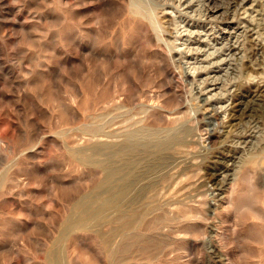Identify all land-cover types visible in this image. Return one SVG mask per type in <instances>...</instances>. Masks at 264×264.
Masks as SVG:
<instances>
[{
    "label": "bare ground",
    "instance_id": "obj_1",
    "mask_svg": "<svg viewBox=\"0 0 264 264\" xmlns=\"http://www.w3.org/2000/svg\"><path fill=\"white\" fill-rule=\"evenodd\" d=\"M232 1L234 3L241 2V0ZM181 3L183 4L182 0H166V3L162 4L157 3L156 0H122V2L120 3L121 9L123 11L122 13H124V16L126 18V22L128 21L127 23H130L129 25H132L138 33L137 36H139L138 38L140 40L139 42L137 41L138 44L136 43V48L144 51L143 55L134 56L126 52H123L116 56H113V54L110 53V55L108 54L109 56L107 57L109 63H111L113 59L114 61L122 60L121 62H124L125 64L127 63L125 68H122V71L120 70L121 75L116 73L117 76L119 75L120 82L117 84V82L115 81H107L108 72L105 73V82L103 81L102 83H99L101 85L105 83V94L101 92L103 93L101 95L103 96L102 100H96L98 102L93 103V105L91 103L90 107L88 105L89 110L86 108V102L84 103V105L86 106L84 108L88 111H102L100 113H94L91 120H87L89 124L86 125L85 128H83L80 134L76 133L75 135L73 133L74 135L70 138H68L70 135H68V137L66 135L68 139L66 140L65 147L69 150L73 149L70 150L69 154L67 153L68 157L66 156V159L69 160V162L68 160H66L67 163H69L67 164V166L70 165L72 170L74 169L81 172L85 176V179H81V181L80 179H78L79 176L77 178L74 177L79 181L75 183L74 180H72L75 184L72 183V185H74L72 187L69 186L70 188L68 187V192H66L70 193V195L71 193H73L70 198L68 197L69 194H66V192H64V188L67 187H59L57 190V194H55L57 199L53 204L59 203V205L63 206L62 208L68 210L70 209L69 214L66 213L67 215H63L64 217L61 216L60 220L58 219L59 222L61 221L60 223L54 224L55 226L52 224L54 228L57 231L60 230L61 233L58 239V248L56 246L57 250L55 249V251L53 248L54 252L53 250L51 252H47L46 247H48L49 244H47L46 246L39 240H35L33 237L34 235H31L35 232H32L30 234L29 231H27L29 234L25 233L24 228H27L29 224V214H26L24 216L25 219L15 217L14 215V217H11L9 219L6 218L7 220L4 219L6 221L2 226H5L4 228L8 227L10 229H8V231H10L8 235H13L12 230L14 228L18 229L19 227H22L24 229V234L20 230L18 232L22 233L19 234L21 235V239L23 240V242L28 244L36 254L35 255L32 252V255L39 257V255L46 253V257H44L43 259L39 257L40 260L37 261L35 259V256L33 258L26 257L24 261L19 264H233V259L231 258L232 256L230 257L228 251H225V253H223L220 249L222 246L224 248V241L226 240V238H229V235L227 237L226 235H223V232L224 234L226 233L224 230H222L223 232H221L220 234L216 232L215 236L209 239L210 241L206 240L210 228H217L221 230V225L223 223H227L220 217V208L222 209V211H234L238 222L246 226L247 235L251 233L253 229L260 228V232L257 235L258 237L253 238L252 240H256L258 242V245L262 246L261 251H263V254H260V252H258L260 254V257L258 255L256 256L259 257V264H264V193L262 192L264 190L263 157L255 156L249 158L247 162H243L238 167V169H236L234 178L232 179V183L227 187L225 191H223V197L217 200L218 205H214L213 207L211 205V202L215 201V199L206 191L207 184L203 182V179H201L202 177L200 178L199 174L201 170L199 169L200 172L196 170V162L199 158L197 159V155L192 152V145L193 143L197 142V140H200L201 143L205 145L206 142L210 144L211 133L207 131L205 117L203 115L201 117H199L200 115H193L191 107L188 106V94H190L189 85L191 84H189L188 82L189 79L188 81L187 79H185L186 69L184 64L181 61H175L170 52L175 49L182 50L183 48H185L184 52L182 53V59H190L188 57L189 53H202V57L199 61H194L193 63V58H191V61L189 60L191 63L189 67L194 70V74L196 71H198V73L196 72V76H199V84L200 86L205 88H207V79L206 77L202 76V72L208 74L214 67H219L222 64L223 59H221L222 57H219V49H217V47H215L214 44L211 43V40L208 39L207 36H205L204 39L206 40V42L204 41L205 44L204 42L201 43L199 42L200 40L198 41V39H195V41H198L197 46L195 48L189 46L190 40H192L195 35H197V32H201L195 31L193 28L186 27L185 24L182 23L184 21L186 22V18H193L197 20L202 15V0H186L187 5L193 4V14L180 13L179 15H173L176 11L179 10V6ZM75 5H77L78 7V4ZM163 6H169L172 9V14H165L166 11L164 10L165 8ZM102 10H104V8H102ZM98 12L99 11H97L96 14H98ZM105 12L104 14H106ZM73 13L72 15H74ZM96 14H94V16ZM77 15L74 16V18H76ZM67 17L69 18L68 15ZM72 18L73 17H70L69 19L72 20ZM74 18L73 20H76ZM93 20H90L89 22L94 23L95 20ZM79 21L82 22L81 19ZM77 26L75 27L78 28ZM162 27L170 32L173 31V29L179 30V28H183L179 31L184 33L185 37L176 39L173 38L174 40H168L167 38L166 40H164V37L162 38V34H160ZM62 30L63 34L64 29ZM80 30L83 31H81V33L85 32L84 29L80 28ZM65 32H67V30ZM94 33L96 32H93L92 34ZM76 35L77 34L74 33V36ZM90 41L92 40L90 39ZM30 45L31 44L27 46L30 47ZM248 45H250L248 47L249 59L246 63L243 64L242 68L244 70H253L256 73L258 69H256V67L253 65L252 61L255 60L257 62L259 55L264 52V45H262L260 41L258 42L254 39H250ZM133 47H135V44ZM123 48L121 47V49ZM137 50L135 51V53L137 52ZM141 53L142 52H140L139 54ZM135 62L141 63L144 67H141L140 65V68H134L132 64H134ZM148 64V68L151 66L150 69L152 70V73L147 72L146 66ZM130 66H132L134 69H137V73L136 70L134 72H127L128 69L131 70ZM79 67L80 66L78 65V69ZM88 67L91 69L90 66H87V69ZM105 67L103 69H106ZM96 68L97 67H95V70ZM83 69L84 66L82 67V71ZM93 70L92 72H94L93 74H95L96 71ZM104 71L106 72V70ZM88 75L89 77L92 76L90 74ZM95 76L97 75L95 74ZM98 76H100L99 79L104 80V77L101 78L102 74H99ZM221 76L222 79L220 78V76H218L219 78L217 80L220 79L224 85L230 81L228 73H225ZM110 77H113V75ZM95 78L96 80L98 79L97 77ZM88 79L86 81H88ZM90 79L91 83L93 78L90 77ZM84 84L85 83L81 84V86ZM95 84L93 83V85ZM245 84L244 81L237 84V93L235 94V97L239 98L237 101H235L231 108L228 126H232L231 123H234V121L237 119L241 121L243 120V118H248L257 120L256 123L258 122L264 128V84L258 85L253 91H248L250 94H253L254 99H250L246 102L244 101V95H241ZM88 87L91 88L90 85ZM91 92L93 93V90H91ZM52 94L56 95V93ZM48 95H51V93ZM80 95L81 94H79V96ZM84 95H86V93H84ZM87 95L84 96L82 100H86L85 97H88ZM73 96H78V94L75 95L74 93ZM49 100L53 102L54 98L53 101L52 99ZM57 100L62 101V99L60 98H58ZM57 100H55L56 103ZM89 100L90 99H88L87 101ZM55 104H53V106H55ZM58 104L60 103L58 102ZM65 104L66 103H64V106ZM73 104L75 103L73 102ZM88 104L90 103L88 102ZM81 105L82 104H80V106ZM58 107H60V105H58ZM64 108L66 109V107ZM64 108L63 110L65 111ZM84 108H82L81 110L83 111ZM61 110L62 109H60L59 111ZM69 114L67 113V115ZM60 115H62V118L63 116H66V114ZM74 115L71 114L70 116ZM78 115L82 116L83 118V115H80V113ZM67 117L64 118L66 119ZM72 118L66 119L67 122H72L77 117L75 115V118ZM79 119H81V117ZM58 120L60 121L62 119ZM63 124H65L64 126L69 125L66 124V122H62V125ZM71 125L72 124L70 123V126ZM7 126L8 124L6 125V127ZM68 132L69 131H67V133ZM8 134H10V132H8ZM20 136L21 135H19V137ZM3 137H5V135L0 136V146L1 144L3 145V143H5L6 141V139H4ZM34 137L36 136L32 137L33 140ZM104 138L108 140L110 139L109 142L92 143L94 140L104 141ZM33 140H30V142ZM52 140L54 147L51 146V148H55L53 150L61 151L63 146L61 140H54L53 138L51 139V141ZM224 140L220 141L222 142ZM6 144L8 143L6 142ZM41 144L43 145V143ZM50 145L52 144L50 143ZM223 146H226V144L224 143ZM29 147L27 148L28 152L24 151V153L22 154V159L27 162L33 161L35 158L37 159L36 163L33 162V164H29L32 163L29 162L26 163V165H32V167H30V173L27 172V176L29 173V176L31 175L32 182H39V177H41L43 173L41 174L37 163H40L38 159L41 158L42 154L44 156V153L43 150L37 146V148H33L34 146H31L33 148L31 150H29ZM194 147H196V145H194ZM213 164V170L215 172L211 171L209 173V177H211L210 181H214L216 183L219 169L221 168L218 167L217 162H213ZM71 168H68V170H70ZM13 172L15 173L14 169ZM12 174L13 173H11V175ZM77 174L79 175V173ZM25 176L26 173L24 174V177ZM27 179L28 178H23V176L17 174L13 175L11 179L9 177L7 178L6 176L5 179L4 177L3 179H0V201L7 203L9 197L10 200H14L15 196H18L20 198L25 196L24 193L27 184L32 186V184L26 182ZM83 181L91 183L94 189L104 187V191L102 189L100 190V192L103 191L102 193L105 194V197H101L100 194L91 195L90 193V196L81 198L82 196L80 186H82L81 182L84 185ZM55 183L58 184V182ZM84 191L85 188L83 192ZM27 193L29 192L27 191ZM26 196L30 195L26 194ZM31 199V201L26 199L24 200V202H20L21 204L26 205L29 209H31L34 208V206H37V204L33 206L32 202H34V198L32 197ZM49 202L52 204L51 200ZM44 203L46 204V202ZM51 204L47 206L50 207ZM24 210H26V207ZM28 211L26 210V212ZM18 214L21 215L22 213ZM56 219V216H54L55 222ZM194 227L196 230L193 232L191 228ZM238 227L239 226H236V228ZM49 228L47 230H49ZM29 229L30 231L34 230L30 227ZM232 230H234V228ZM53 231L49 230V232ZM49 232L47 234H50ZM234 232L232 233L233 235H235ZM53 235L55 234L53 233ZM53 235L52 237L54 238L55 236ZM233 235L231 236L233 237ZM256 241L254 242L256 243ZM17 255L19 257L20 254L18 253ZM4 256L5 255L0 251V260H3ZM4 261L5 259L3 260V262ZM3 264L16 263L8 259Z\"/></svg>",
    "mask_w": 264,
    "mask_h": 264
},
{
    "label": "rangeland",
    "instance_id": "obj_2",
    "mask_svg": "<svg viewBox=\"0 0 264 264\" xmlns=\"http://www.w3.org/2000/svg\"><path fill=\"white\" fill-rule=\"evenodd\" d=\"M121 2L122 0H0V136L5 135V137H7H3L4 139H6V141L4 140L5 143H3V145L1 144L2 147L0 146V179H3V177L5 179V176L11 179L13 175L17 174L23 176V178H28L26 182L32 184V186L27 184V186L25 187V196H23L22 198L15 196L14 200H10L9 197L7 203L0 201V251L5 255V261L10 259V261L19 264L22 263L26 257L33 258L36 255L33 249H31L28 244L23 242V240L21 239V235H19L23 233L24 229L25 233H28L27 231H29L30 234L32 232H35L31 234L32 236L34 235L33 237L35 240H39L46 246L47 244H49L48 247H46L47 252H51L53 248L55 250L56 246L58 248V239L61 233L60 230L57 231L54 228V224L60 223L61 221L59 222V220L61 219V216L64 217L63 215L69 214L70 209L68 210L62 208L63 206L59 205V203L53 204L57 199L55 194H57V190L61 186L67 187L64 188V192H68V187H72L76 182L79 181L76 179L78 176V179L80 180L85 179V176L81 172L73 169L75 171L74 172L70 165L67 166V164L69 163H67L66 161L68 160L66 159V156L68 157L70 150L73 149L69 150L65 147L66 140L74 134L76 135V133L80 134L83 128H85V126L89 124L88 121L91 120L94 113L96 114L102 111H88V105L90 107L91 103L93 105V103L98 102L96 100H102L103 96L101 95L105 92V83H103L102 85L99 83H102L103 81L105 82V73L108 72L107 81H115L117 82V84L120 82L119 75H121L122 68H125L127 63L125 64L124 62H121L122 60L114 61V59L111 63H109L107 56H109L110 54L116 56L123 52L130 53L134 56H140L143 55L144 52L141 49L136 48L140 39L138 38L139 36H137L138 33L136 29H134L132 25H129L130 23L128 24V21L126 22L124 13H122L123 11L121 9ZM156 2L162 4L166 3V0H156ZM182 2L183 4H180L179 10L176 11L173 15H179L180 13L193 14V4L187 5L186 0H182ZM75 4H78V7ZM202 6L203 13L197 20L193 18H186V22L184 21L182 24H185L186 27L193 28L195 31H200L202 33L201 34L197 32V35H195V37L190 40L189 46L195 48L199 40V42L201 43H203L204 41L206 42V40L204 39L205 36H207V38L211 40V43H213L214 46L219 49V57H222L221 59H223L222 64L219 67H214L208 74L202 72V76L206 77L207 79V88L200 86L198 81L199 76H196L198 71H196L197 73L195 72L194 74V70L189 67L191 65V58H193V63L194 61H199L202 57V53H189L188 57L190 59H182V53L184 52L185 48H183L182 50H172L170 54L175 61H181L185 66V79H187V81L189 79L188 82L189 84H191L189 85L190 94H188V106L191 107L193 115H200L199 117L203 115L205 117L207 131L211 133V143L208 144V142H206V146L205 144H202L200 140H197V142L193 143L192 145V152L197 155V159L199 158L196 162V170H198L199 172L201 170L199 174L200 178L202 177L201 179H203V182L207 184L206 191L215 199V201H212L213 203L211 202V205L213 207L214 205H218L217 200L223 197V191H225L227 187L232 183V179L234 178L236 169H238V167L243 162H247L249 158L258 156L263 157L264 165L263 126H261L258 122L256 123L257 120L248 118H243V120L241 121L237 119L234 121V123H231L233 127L228 126L231 108L235 101H237L239 98L235 97V94L237 93V84L243 81L244 84L247 82L241 93V95H244L245 102L250 99H254L253 94H250L248 91H253L258 85L264 84V52L259 55L257 62L255 60L252 61L253 65L256 67V69H258L256 73L253 70H244L242 68L243 64L246 63L249 59V40L254 39L258 42L260 41V43L264 45V0H241V2L239 3H234L232 0H202ZM163 7L166 11L165 14H172V9L169 6ZM102 8H104V10H102ZM73 9L75 12L73 11ZM97 11H99L98 14H96ZM104 12L106 14H104ZM72 13L74 15H72ZM69 14L72 16H70ZM94 14H96L97 16H94ZM67 15L69 16V18H74V16L76 15L77 17H81L74 18L77 20L76 21L73 20V18L72 20L69 19ZM80 19L82 20V22L79 21ZM90 20H93L94 23L89 22ZM75 26H77L78 28H76ZM80 28L84 29L85 32L81 33L82 30H80ZM62 29H64V35L62 34ZM182 29L183 28H179V30ZM66 30L67 32H65ZM179 30L173 29V31L170 32L162 27L160 34H162V38L164 37V40H166L167 38L168 40H172L173 38H184V33ZM71 31L73 34L71 33ZM93 32L96 33L92 34ZM133 32L137 34L135 35ZM74 33H76L77 35L74 36ZM94 35L96 36V40ZM90 39L92 41H90ZM195 39H198V41H195ZM29 44H31L32 46L30 45V47H28L27 45ZM134 44L135 47H133ZM119 46H121L122 48L124 46L125 47L121 49V47ZM136 50L137 52L142 53H135ZM136 63L137 62L132 64L134 68L138 69L140 65L141 67H144L141 63ZM80 64L82 65V67L84 66L85 70L83 69V71L85 72L82 71V67ZM104 64L106 67L104 66ZM78 65L80 66L79 69ZM87 66H90L91 69L89 67L87 69ZM148 66L149 64L146 66L147 72L152 73V70L150 69L151 66L149 68ZM95 67H97L96 70ZM104 67L106 69H103ZM130 67L131 70L128 69L129 71L127 70V72H134L136 70L137 73V69H134L132 66ZM77 69L79 72H81L79 73ZM92 70L96 71L95 74L97 76L93 74L94 72H92ZM104 70H106V72ZM116 73L119 75L117 76ZM225 73H228L231 82L229 81L224 85L220 79H217L219 78L218 76H220V78L222 79L221 75H224ZM88 74L92 75L90 77L93 78L92 82L94 84L96 83V86L93 85L92 82L90 83L91 79ZM99 74H102L101 78L105 75L104 80L99 79ZM112 75L113 77H110ZM95 77L98 78L97 80L99 82ZM87 79L88 81H86ZM114 79H116L117 81ZM83 83H85V86H81V84ZM89 85L91 86V88L88 87ZM87 89L93 90V93L95 91L94 96L91 90H89V94V91ZM50 93L51 95H48ZM52 93H56V95ZM74 93L75 95L78 94V96H73ZM84 93H86V95L89 94L87 95L89 98L85 97L86 100H82L84 96H86L84 95ZM79 94L81 95L79 96ZM52 97L54 98V101L60 98L63 102L57 100L56 103V101H53ZM49 99H52L53 102H51ZM88 99H90L91 101H87ZM58 102L60 104H58ZM61 102L63 103V105ZM73 102L75 104H73ZM79 102L80 104H82L81 106ZM88 102L90 104H88ZM64 103H66L65 106ZM84 103L85 105H87V107L84 105ZM53 104H55V106H53ZM58 105H60V107H58ZM61 106L66 107V109ZM84 107H86L88 110ZM63 108L65 109V111L63 110ZM82 108H84L83 111L81 110ZM60 109L62 110L59 111ZM63 111L64 113L66 112V116H63V118L67 116H69L70 118H75L76 115V119L72 118L74 119L75 123L74 121L67 122L66 119H70L69 117H67L66 119L64 118L63 120V118L61 117L62 115H60H65ZM67 113L75 115L70 116L71 114L67 115ZM79 113L80 115H83V118L82 116L78 115ZM80 117L81 119H79ZM58 119L62 120L59 121ZM76 120L79 121L77 122ZM64 121L69 125H62V122L65 123ZM70 123L72 124L71 126ZM7 124L10 127L9 128L7 126L9 130L6 127ZM67 131L69 132L67 133ZM8 132H10V134H8ZM30 134L36 136L34 137V140L32 138L33 136H31ZM19 135L21 136L19 137ZM66 135L67 137L68 135L70 136L67 138ZM27 136L30 138H28ZM52 138L54 140H61L63 144L61 151L53 150L55 148H51V146L54 147L52 143L53 140L51 141ZM30 140L33 141L30 142ZM109 140L104 138V141L94 140L92 143H106L109 142ZM220 140L224 141L221 142ZM6 142L8 144H6ZM21 142L24 144H22ZM40 142L45 146H43ZM50 143L52 145H50ZM224 143L226 144V146H223ZM194 145H196V147H194ZM27 146L30 148L29 150L37 147L43 150L44 156L42 154L43 157L41 156L42 159H38L40 163L37 164L41 174L43 173L42 176L44 179L40 174L41 177H39V182H32L31 175L29 176V171H31L30 167H32V165L29 166V164H33V162L36 163L37 159L35 158L33 161H29L32 163H29L22 159V154L24 153V151L28 152ZM31 146L34 147L32 148ZM213 162H217L218 167L221 168L219 169L216 183L214 181H210L211 177H209V173L211 171H214ZM26 163H29L27 164L28 166L26 165ZM11 167L15 170V173L13 172V169ZM68 168L71 169L68 170ZM17 169H19L20 172ZM27 172H29L28 176ZM11 173L13 174L11 175ZM25 173L26 176L24 177ZM77 173H79V175ZM29 177L31 181L29 180ZM72 180H74L75 183ZM55 182H58V184H56ZM72 183L74 184L72 185ZM81 185V198L90 196V193L91 195L100 194L101 197H105V194L102 193L104 191V187L94 189L91 183H87V181L84 182V185L81 182ZM84 188L85 191L83 192ZM102 189L103 191L100 192V190ZM27 191L29 193H27ZM67 192L66 194H69L68 197L70 198L73 193H71L70 195V193ZM262 192L264 193V190ZM26 194H29L31 197L26 196ZM32 197L34 198L33 201L35 202H32L33 206L37 204V206H34V208L29 209L28 206L21 204V202H24V200L26 199L31 201ZM50 200L53 205L49 202ZM44 202H46V204L49 202L51 206H47L50 204L48 203L46 205ZM42 204L44 206L46 205L47 207L45 206V208ZM20 205L23 207H21ZM25 207L27 211L29 210L28 212L32 213L26 212V210H24ZM219 211L220 217L227 223H223L221 225V227L223 228H221V230L217 228H210L206 240L208 241L209 239L213 238L216 232L220 234L221 232H223L222 230H224L226 233L224 234L223 232V235H226V237L229 235V238H226V242L224 241V248L222 246L220 249L223 253H225V251H228L230 257L232 256L231 258L233 259V264H236V260L237 264H259L258 260L260 254H263V251H261L262 246L258 245V242L256 240L252 239L258 237L257 235L260 232V228L253 229V231L249 233L248 236L246 232V226L244 224L243 226L242 224H240V222H238L234 211H222L221 208ZM18 213L22 214L19 215ZM26 214L30 215V219L28 218V227H25L24 229L22 227H19L18 229L14 228L12 231L13 235H15H8L10 233V231H8L9 228H4L5 226H2L7 220L6 218L9 219L15 216L25 219L24 216ZM1 216L4 218H2ZM54 216H56L57 218L56 222L54 220ZM31 220L34 223H32ZM32 226H37L38 228ZM236 226L239 227L236 228ZM29 227L31 229L35 228L36 230L34 229L33 231H30ZM48 228L51 231H56L49 232V230H47ZM231 228H234V230H232ZM191 229L193 230V232L196 230L195 227ZM226 229L230 232V234ZM256 229H258L259 231ZM19 230L22 233L18 232ZM231 230L233 232L236 230L234 232L235 235L232 234L233 232ZM48 232L50 234H47ZM53 233L55 235H53ZM52 235L55 237L53 238ZM231 235H233L234 238ZM244 236L247 237L245 238ZM50 238H52L53 240ZM254 241H256L257 244ZM32 252L35 255H32ZM258 252H260V254ZM18 253L20 254L19 257L17 255ZM248 253L251 255H249ZM42 255H39V257L42 259L46 257V253ZM256 255H258L259 257ZM36 257L37 256H35V259L37 261L40 260L39 257ZM3 260H0V264H3L5 262H3Z\"/></svg>",
    "mask_w": 264,
    "mask_h": 264
}]
</instances>
